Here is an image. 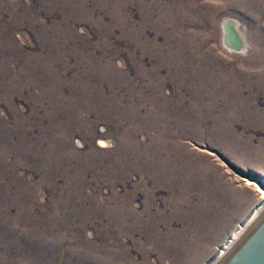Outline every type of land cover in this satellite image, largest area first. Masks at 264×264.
Here are the masks:
<instances>
[{"label": "rangeland", "instance_id": "374dc122", "mask_svg": "<svg viewBox=\"0 0 264 264\" xmlns=\"http://www.w3.org/2000/svg\"><path fill=\"white\" fill-rule=\"evenodd\" d=\"M261 186L264 0H0V264H218Z\"/></svg>", "mask_w": 264, "mask_h": 264}, {"label": "water", "instance_id": "95a60500", "mask_svg": "<svg viewBox=\"0 0 264 264\" xmlns=\"http://www.w3.org/2000/svg\"><path fill=\"white\" fill-rule=\"evenodd\" d=\"M218 264H264V214Z\"/></svg>", "mask_w": 264, "mask_h": 264}, {"label": "bare ground", "instance_id": "6f19581e", "mask_svg": "<svg viewBox=\"0 0 264 264\" xmlns=\"http://www.w3.org/2000/svg\"><path fill=\"white\" fill-rule=\"evenodd\" d=\"M227 27V39L233 44H238L239 40L235 39L234 30L230 24H226ZM258 183V182H257ZM262 187V186H261ZM264 191V186L262 189ZM264 214V199L261 201L255 209L252 211L249 218L243 222L229 237V239L220 247V254L218 262L222 260L234 247L237 243L243 238L245 234L251 229V227L256 223V221Z\"/></svg>", "mask_w": 264, "mask_h": 264}]
</instances>
